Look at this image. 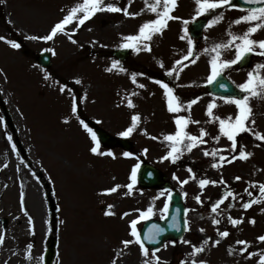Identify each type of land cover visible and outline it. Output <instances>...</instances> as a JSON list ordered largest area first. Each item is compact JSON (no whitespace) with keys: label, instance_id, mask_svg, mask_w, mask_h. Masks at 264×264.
<instances>
[{"label":"rangeland","instance_id":"obj_1","mask_svg":"<svg viewBox=\"0 0 264 264\" xmlns=\"http://www.w3.org/2000/svg\"><path fill=\"white\" fill-rule=\"evenodd\" d=\"M77 2L3 0L0 3V36L5 37L0 40V234L4 237L0 243V264H43L49 246L53 250L50 264H111L122 249L120 242L133 239L129 222L140 215L136 210L143 211L151 205L153 213L149 218H160L161 209L168 203L166 191L143 189L136 182L131 190L127 188L132 182V169L141 160L166 175L183 195L187 210L185 219L189 227L174 244L169 241L165 243L166 248L160 247L157 255L162 262L190 264L191 244L199 246L211 238L197 258L207 260L208 264H257L264 252V242L257 240L264 234V200L247 210L241 205L259 194L252 182H264V142L251 133L240 134L238 144L246 146L253 155L247 160L224 163L219 168L211 166L218 157L205 156L203 152L205 148L209 151L215 148L223 150L220 154L229 155L226 146L231 142L226 137L212 139L219 135V126L218 121L207 115L206 109L209 102L215 101L214 114L227 118L234 117L236 106L209 95L205 84L210 75L209 61L214 55L210 49L227 40L232 20L244 13L238 9L216 10L214 14L222 11L225 19L205 28L202 40H192L195 55L189 59L195 62L184 61L187 67L178 68V75L168 76L165 73L174 67L175 60L187 54L188 40L181 39L184 35L181 30L193 20L194 0H178L173 15L181 19L170 20L165 33L155 35L157 42L151 52L129 49L130 55L123 61L115 59L112 50L120 48L122 38L136 33L139 25L151 19L153 13L144 11L139 16L128 17L122 12L102 11L79 28L74 21L51 40L33 38L47 35ZM107 2L128 6V0ZM144 7V0H132L129 10L139 12ZM205 16L211 19V15ZM247 27L246 23L233 24L231 31L241 34ZM253 38L264 39V30ZM8 40L17 41L21 47H11ZM43 50L51 55L49 68L36 63L35 55ZM234 55V48L222 53L225 59ZM113 60L120 61L127 71H120L119 67L106 71ZM257 63H264V57L252 53L247 67L235 64L222 73L237 87ZM133 73L135 83L131 79ZM156 79L169 83L185 104L200 98L190 112L185 107L179 114L190 115L200 122L190 124L189 132L199 134L200 127L208 132L207 144L190 152L182 150L175 162L160 159L169 150L168 142L162 137L175 131L176 114L167 110L163 89L155 83ZM139 84L145 87L140 88ZM64 86L67 87L61 97L57 93ZM54 89L55 97L51 95ZM73 97L77 99L76 114L71 112ZM128 99H132L133 107L128 106ZM250 104L255 124L249 126L253 131L264 133V98L253 97ZM133 114H139L140 120L133 133L126 137L133 144L129 151L101 145V152L111 150L115 157L90 151L93 141L81 120L95 121L103 130L121 138L118 133L131 125ZM124 152L133 155L125 157ZM193 173L195 179H190ZM174 175L179 179H174ZM237 176L241 179H234ZM221 177L224 184H208L203 189L198 184L201 178L220 180ZM186 179L187 183H180ZM117 185L115 192L104 191ZM245 188L253 192V197L247 195ZM225 191L236 195L225 199L218 212H212L211 204ZM197 195L203 203L196 201ZM51 202L56 208L54 215ZM106 211L114 215H106ZM229 216L243 217V223L233 226ZM214 218L220 220L218 225L212 223ZM250 218H255V224L248 222ZM143 221H138V230ZM201 228L205 231L201 232ZM224 230L229 232L228 237L219 236L218 232ZM215 240L220 243L214 244ZM238 240L250 242L248 250L256 255L249 258L246 253L241 254L238 249L243 245L237 244ZM29 244L32 245L30 254ZM123 252L117 264H142L137 244L133 243Z\"/></svg>","mask_w":264,"mask_h":264},{"label":"snow or ice","instance_id":"obj_2","mask_svg":"<svg viewBox=\"0 0 264 264\" xmlns=\"http://www.w3.org/2000/svg\"><path fill=\"white\" fill-rule=\"evenodd\" d=\"M0 3H3V0H0ZM131 4L132 0H128V6L125 7H120L117 3L114 2L105 3V0H78V2L75 3L70 8V10L66 11L65 15L51 27L50 32L47 35L33 38L41 39L44 41L51 40L58 33L65 32L67 26L72 24L74 21L76 22V28H79V26L90 20L96 13L102 11H109L113 13L122 12L123 15L128 17H136L141 15L144 11H148L154 14V18L141 23L136 33L124 36L119 47L122 49H135L137 52L141 50L151 52L152 48L150 41L153 39V37L155 35H162L164 29L168 27V22L170 20L181 19L180 17L173 15L175 9L178 7V0H144L145 7L142 8L139 12L130 11L129 7L131 6ZM245 5L250 6L245 7ZM194 6L195 13L192 17L193 20L200 16L211 15V19H208L207 23L204 25L205 28H211L221 23L225 19L224 13L222 11L219 12V14H214L216 10L223 8L238 9L244 13L232 20L231 24L229 25V29L227 30V40L214 44L210 49V51L214 53V55L211 56V59L209 61V83L216 80L217 77L220 76L225 69L230 68L232 65H235L243 60H246L247 57L252 53H256L264 57V39L257 40L253 38L254 34H256L258 31L264 30V0H243V4H238L234 2V0H194ZM184 23L187 24L188 21H184ZM241 23L248 24V27L243 31V33L236 34L231 31V26L233 24L239 25ZM72 30L75 31V28ZM183 32L184 35L181 37V39L188 40L187 54L183 55L180 59L175 60L174 67L168 69L165 73L168 76L178 75V68L187 67V64L183 63L184 61H188L189 63L195 62L194 60L189 59L190 57L194 56L195 53L193 52V41L187 35V27L183 29ZM68 38L70 40L73 39L71 36H69ZM3 39H5V37L0 36V40ZM73 42L75 43L76 41L73 40ZM7 43H9L13 48L21 47L20 43L15 40H8ZM231 48L235 49L234 58H223V51ZM159 63L161 67H164L162 61H160ZM117 67H119L120 71H127L118 60H113L111 67L107 68L106 71L111 72ZM140 75L144 74L141 73ZM131 79L134 83L136 82L135 73L132 74ZM149 79L153 78L149 77ZM76 82L80 83L79 80H77ZM155 83L160 85L163 89V95L165 98L167 110L170 113L176 114L173 117L176 126L175 131L173 133L164 134L162 137L164 141L168 142L169 150L167 151L166 155L160 157V159H171L173 162H175L179 158L182 150L190 152L192 151V149L197 148L202 144L208 143V141L205 140V137L208 136V132L205 130V128L200 127L199 134H193L187 130L190 124H199L200 122L193 120L190 115L185 116L179 114L185 107L190 112L192 105L197 103L200 98L196 97L193 100L187 101V103L185 104L180 100L174 88L171 87L169 83L160 79H156ZM66 87L67 86L61 87L60 91L64 92L66 90ZM139 87L144 88L145 85L139 84ZM221 87H224V85H221ZM237 87L240 89L241 95H233L225 98L227 103L236 106L237 111L234 117L232 115H229L227 118L216 116L214 114V109L216 108L215 101H211L207 105V115L211 117L213 121H218L219 126V135L213 136L212 139L218 141L220 137L223 136L231 142L230 145L226 146L227 148H229L228 156L220 154L223 151L222 149L214 148L209 151L207 148H205L203 150L205 156H211L214 158L218 157V159H216V161L211 165L213 168H219L224 163H231L232 161H235L237 159L247 160L253 155V153L246 150V146L238 144V136L240 134L251 133L258 140L264 142V133L253 131V128L249 126L250 124H255V121L251 119L253 113L250 99L257 96L264 98V63L255 64L252 70L248 71L246 80L243 83L237 85ZM127 103L129 107L134 106L132 99H128ZM71 112L73 114L77 113V99L75 97H73L72 99ZM131 120V125L125 130L119 132L118 135L127 137L133 133L137 123L140 120L139 114H133ZM80 123L91 135L93 146L91 147L90 151L92 153L115 157V153H113L111 150L107 152H101L99 140L97 139L96 133L83 120H81ZM9 139H11V137H9ZM13 147L15 146L13 145ZM145 151H147V149H145ZM122 155L125 157H129L132 156L133 153L124 152ZM139 167L140 165L136 164L132 169V182L127 185V188L129 190L133 188V185L136 182V173ZM188 171L192 173V169L190 167L188 168ZM189 178L195 179V174L193 173ZM174 179L179 178L175 177L174 175ZM234 179L240 180L241 177L237 176ZM187 182V179L180 181L181 184H185ZM217 183L224 184L225 181L222 177L220 180H210L207 178H201L198 180V184L201 189H203L208 184L215 185ZM118 187L119 185L114 186L113 188L105 189L104 191L108 193L115 192ZM252 187H258L259 194L258 196L253 197L252 191H249L247 188L244 189L249 197H253L252 199H248L247 201L242 203L241 206L245 210L249 209L254 203H259L264 200V182H252ZM163 194L164 193H162V195ZM167 195L170 196L171 193H167ZM235 195L236 193L225 191L221 195L220 199L211 204L212 212H218L219 205L223 203V201L228 197L234 198ZM195 199L198 203H203L199 195H197ZM111 207V205L108 206L109 209H111ZM168 207V203L165 202L164 208L161 209V218H163V213L167 212ZM229 207H231V205H229ZM136 211L140 212V215L136 219H133L129 222L130 235L133 239H125L120 242V244L122 245V249L115 255V257L111 261V264H117L119 256H122L124 254L123 249L128 248L133 243L139 246L140 255L142 257V264H166V262H162L161 257L157 255V253L160 251V248L152 247L150 249L146 245V241L153 244L159 242L160 234L163 233L165 229L160 227L159 225L153 224L143 233L142 237L140 231H138L137 228L138 221L147 220L149 216L152 215V206L150 205L146 210L143 211L139 209H137ZM105 214L114 215V213L111 211H106ZM124 215L127 216L128 213H124ZM228 221L231 225L238 226L243 223V217L233 218L229 216ZM248 222L251 224H255L256 221L255 218H250ZM29 223L31 224V217H29ZM212 223L218 225L220 223V220L214 218L212 220ZM184 226L187 230L189 227L187 219L184 220ZM170 227L174 229L179 228V224L175 216L172 217ZM200 231L204 232L205 229L201 228ZM218 234L220 237L229 236V232L227 230L219 231ZM3 239V235L0 234V243L3 242ZM210 239L211 238L205 239L199 246L191 244V242L188 240H183L184 243L191 244L192 251L190 253V256L192 257V259L190 261V264H208L207 260L199 259L197 257L199 254L203 253L206 250L205 246L208 245ZM257 240L260 242H264V234L259 235L257 237ZM171 243L174 244L175 241H171ZM213 243L218 245L220 243V240H215ZM236 243L239 245H243V247L238 249L241 254L246 253L249 258L256 255V253L248 250L250 242L245 240H238ZM161 247L166 248L167 244L161 243ZM27 248L30 254L32 245L29 244ZM229 251L231 253V247ZM41 259H43V257ZM181 264H185V262L181 261ZM257 264H264V252H261V254L259 255Z\"/></svg>","mask_w":264,"mask_h":264},{"label":"water","instance_id":"obj_3","mask_svg":"<svg viewBox=\"0 0 264 264\" xmlns=\"http://www.w3.org/2000/svg\"><path fill=\"white\" fill-rule=\"evenodd\" d=\"M238 4H243V0H236ZM245 6H250V5H245ZM203 21H198L193 23L190 26V31L192 35L197 36L200 33V29L202 27ZM114 54L120 58H124L127 55L126 51L122 50H117L114 51ZM249 56L247 57L246 60H243L239 63L240 66L246 65L248 62ZM37 61L44 65V66H49V55L46 52H42L37 56ZM221 85H224V87H221ZM208 89L210 92L217 94V95H222V96H239L240 92L236 90L228 80H226L222 75L218 76L216 80L212 81L208 85ZM98 137L100 141L103 144L106 145H113L116 142L115 138L110 137L108 134L105 132L99 130L96 128ZM119 144L124 147L128 148L129 147V142L126 139H121L118 141ZM138 181L139 184L142 186H148V187H153V186H158V187H167L168 184L165 181L164 177L161 176L160 172L154 168L153 166L143 163L140 166V169L138 171ZM183 214H184V209L182 205V200L181 197L179 196L178 192L176 190H173L170 195V205L168 207L167 213L165 217L162 220H147L142 228H141V236L143 237V233L153 224L159 225L160 227L164 228L165 231L160 234V240L159 242L153 244L149 243L146 241V245L152 246V247H158L161 245V243L164 242V240L172 238L176 239L180 237L184 230V220H183ZM175 216L177 218V222L179 224L178 229H174L170 227L172 217ZM52 252L49 251L47 254L46 258V264H49L50 259H51Z\"/></svg>","mask_w":264,"mask_h":264},{"label":"bare ground","instance_id":"obj_4","mask_svg":"<svg viewBox=\"0 0 264 264\" xmlns=\"http://www.w3.org/2000/svg\"><path fill=\"white\" fill-rule=\"evenodd\" d=\"M80 77L82 78V76H80ZM56 93H57V92H56ZM58 94H59V96L63 97V94L61 93V91H59V92L57 93V95H58ZM51 95L55 97V89L51 91ZM67 100H68V98H67ZM38 199H39L38 197L35 198L36 202H37Z\"/></svg>","mask_w":264,"mask_h":264}]
</instances>
